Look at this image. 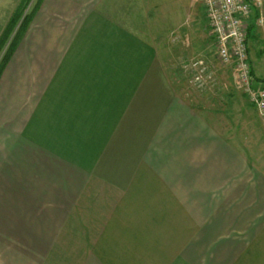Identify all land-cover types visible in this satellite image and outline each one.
<instances>
[{
    "label": "crops",
    "instance_id": "0c3cea01",
    "mask_svg": "<svg viewBox=\"0 0 264 264\" xmlns=\"http://www.w3.org/2000/svg\"><path fill=\"white\" fill-rule=\"evenodd\" d=\"M156 6L166 22L168 0L34 12L0 75V264L59 240H82L68 264H264V124L184 96Z\"/></svg>",
    "mask_w": 264,
    "mask_h": 264
},
{
    "label": "rangeland",
    "instance_id": "374dc122",
    "mask_svg": "<svg viewBox=\"0 0 264 264\" xmlns=\"http://www.w3.org/2000/svg\"><path fill=\"white\" fill-rule=\"evenodd\" d=\"M19 1L0 0V19H5L4 25ZM35 2L36 0L29 1L26 12ZM258 15L264 17V2ZM168 16L169 19L166 22L161 19L156 6L152 9L151 18L146 19L145 22L156 34L157 32H166L168 29L167 35L161 33V46L163 48L165 46V50L168 52L169 77L180 82L184 96L189 100H197L198 107L202 111H207L212 106V110L217 113L218 118L221 116L223 119L221 113L224 112L223 114L227 115L225 119L227 118L230 124L231 122L235 124L240 119H245L248 123L252 122L251 112L254 106L238 84L234 69L230 68L229 64H221L217 60L214 39L206 22L202 1L177 0L175 2L168 0ZM171 16L181 19L180 22L179 20L173 21ZM165 23H167L168 28L165 27ZM255 24L254 37L248 40V54L254 78L262 79L264 78V24L259 25L257 21ZM174 25L176 27L173 28ZM158 44L160 46V43ZM194 59L204 60L209 65V70L213 76L212 83L203 88L197 87V84L192 82L193 72L186 65ZM228 66L229 68H227ZM258 87H264V85ZM240 110H242L243 115ZM254 110L256 109L254 108ZM258 118L259 122L264 124V119L260 116ZM80 245H82V240H59L57 249L51 253L46 264H68L69 258L79 255Z\"/></svg>",
    "mask_w": 264,
    "mask_h": 264
},
{
    "label": "built area",
    "instance_id": "2783aa9c",
    "mask_svg": "<svg viewBox=\"0 0 264 264\" xmlns=\"http://www.w3.org/2000/svg\"><path fill=\"white\" fill-rule=\"evenodd\" d=\"M206 22L214 39L219 63L231 64L236 70L238 84L264 119V87L252 84L251 62L248 52L247 27L255 16V23L264 24L259 10L264 0H201ZM186 63V62H185ZM193 72L191 78L197 87L203 88L212 83L213 76L209 65L202 59L187 63Z\"/></svg>",
    "mask_w": 264,
    "mask_h": 264
},
{
    "label": "trees",
    "instance_id": "16d2710c",
    "mask_svg": "<svg viewBox=\"0 0 264 264\" xmlns=\"http://www.w3.org/2000/svg\"><path fill=\"white\" fill-rule=\"evenodd\" d=\"M29 1L30 0H20L18 2L0 33V75L8 63L11 55L13 54L19 40L26 31L34 12L37 10L42 0H36L32 7L26 12V7ZM255 17L256 13L247 27V40L254 37L253 31L256 25ZM11 35H13L12 38ZM253 73V68L251 66L252 84L253 86L258 87L257 81L259 80V82H264V78H254Z\"/></svg>",
    "mask_w": 264,
    "mask_h": 264
}]
</instances>
